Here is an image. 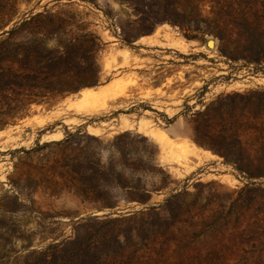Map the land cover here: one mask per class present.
<instances>
[{
    "label": "rangeland",
    "instance_id": "rangeland-1",
    "mask_svg": "<svg viewBox=\"0 0 264 264\" xmlns=\"http://www.w3.org/2000/svg\"><path fill=\"white\" fill-rule=\"evenodd\" d=\"M0 264H264V0H0Z\"/></svg>",
    "mask_w": 264,
    "mask_h": 264
},
{
    "label": "flooded vegetation",
    "instance_id": "flooded-vegetation-1",
    "mask_svg": "<svg viewBox=\"0 0 264 264\" xmlns=\"http://www.w3.org/2000/svg\"><path fill=\"white\" fill-rule=\"evenodd\" d=\"M170 60L163 61L160 66H157V70L151 71V73L146 76V79L153 85H161L164 86L165 82L168 79H172L173 81L170 82V87L174 88L179 85L180 81L188 79L190 76H195V73L187 74L185 78H180L179 73L180 70H178L179 67H182L183 65L180 64L181 61L187 60V58H174L169 57ZM194 61L195 60H191Z\"/></svg>",
    "mask_w": 264,
    "mask_h": 264
},
{
    "label": "crops",
    "instance_id": "crops-1",
    "mask_svg": "<svg viewBox=\"0 0 264 264\" xmlns=\"http://www.w3.org/2000/svg\"><path fill=\"white\" fill-rule=\"evenodd\" d=\"M137 42H141V38H139L138 40H137ZM66 98H68L67 96H64V97H62L60 100H58V101H56L55 103H54V105H51L46 111H45V113H46V115H49V114H55L59 109H60V104L61 103H64L63 101L66 99ZM70 100H73V99H70Z\"/></svg>",
    "mask_w": 264,
    "mask_h": 264
},
{
    "label": "bare ground",
    "instance_id": "bare-ground-1",
    "mask_svg": "<svg viewBox=\"0 0 264 264\" xmlns=\"http://www.w3.org/2000/svg\"><path fill=\"white\" fill-rule=\"evenodd\" d=\"M207 44H208V46H211V45H212V43L209 42V41H207ZM82 92H85V93L87 94V93L90 92V90H89V89H85V90H83ZM85 93H84V94H85ZM85 96H86V95H85Z\"/></svg>",
    "mask_w": 264,
    "mask_h": 264
}]
</instances>
